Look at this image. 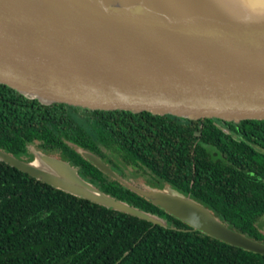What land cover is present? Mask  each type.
Here are the masks:
<instances>
[{
    "label": "trees",
    "instance_id": "trees-1",
    "mask_svg": "<svg viewBox=\"0 0 264 264\" xmlns=\"http://www.w3.org/2000/svg\"><path fill=\"white\" fill-rule=\"evenodd\" d=\"M0 151L25 162L35 152L56 157L100 192L163 223L55 189L0 159V264H264V255L193 230L81 153L117 175L119 164L130 166L150 178L147 186L170 187L264 243L257 227L264 216V120L89 110L0 84Z\"/></svg>",
    "mask_w": 264,
    "mask_h": 264
},
{
    "label": "water",
    "instance_id": "water-1",
    "mask_svg": "<svg viewBox=\"0 0 264 264\" xmlns=\"http://www.w3.org/2000/svg\"><path fill=\"white\" fill-rule=\"evenodd\" d=\"M114 1L0 0V84L89 110L264 120V0ZM81 153L193 230L264 255V243L228 228L190 197L129 185L97 156ZM0 159L24 173L49 163L81 186L65 188L70 194L163 224L57 158L35 152V163H26L0 151Z\"/></svg>",
    "mask_w": 264,
    "mask_h": 264
},
{
    "label": "rangeland",
    "instance_id": "rangeland-1",
    "mask_svg": "<svg viewBox=\"0 0 264 264\" xmlns=\"http://www.w3.org/2000/svg\"><path fill=\"white\" fill-rule=\"evenodd\" d=\"M54 158H56V157H54ZM17 160H19L21 162H25L21 159H17ZM32 163H35V162L32 161ZM37 164H40V167L35 168L31 173H26V174H28L29 176L33 177L34 179H36L38 181L44 182L45 184H48L51 187H53L55 189L62 190L66 193H69V191L66 190L65 188L71 187V188H74L76 190L81 189V186L76 184L74 181H71L69 178L66 177V175H64L61 172H59L58 170H56L51 164L44 163V162H39ZM119 170H120L123 177L119 173H118V175L121 176L122 180H124L127 184L133 185V186L138 187V188H142L143 185H146L145 183H146L147 179L150 180V178H147V177H144L143 175H141V172L137 173L130 166H125L123 164H119ZM159 184L160 183H154L153 185L158 186ZM90 192L91 191L88 189H85V191H84L85 194H89ZM82 198L89 200L85 196ZM89 201L96 202L93 200H89ZM257 227L264 234V216L258 221Z\"/></svg>",
    "mask_w": 264,
    "mask_h": 264
},
{
    "label": "bare ground",
    "instance_id": "bare-ground-1",
    "mask_svg": "<svg viewBox=\"0 0 264 264\" xmlns=\"http://www.w3.org/2000/svg\"><path fill=\"white\" fill-rule=\"evenodd\" d=\"M129 1H132V0H116V1H114V2H119V3H121V2H129ZM113 2V1H112Z\"/></svg>",
    "mask_w": 264,
    "mask_h": 264
}]
</instances>
